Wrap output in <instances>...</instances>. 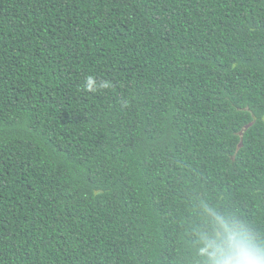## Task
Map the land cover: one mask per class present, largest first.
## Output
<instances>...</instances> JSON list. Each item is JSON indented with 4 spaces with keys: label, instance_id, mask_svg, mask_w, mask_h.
<instances>
[{
    "label": "trees",
    "instance_id": "obj_1",
    "mask_svg": "<svg viewBox=\"0 0 264 264\" xmlns=\"http://www.w3.org/2000/svg\"><path fill=\"white\" fill-rule=\"evenodd\" d=\"M264 238V0H0V264H205Z\"/></svg>",
    "mask_w": 264,
    "mask_h": 264
},
{
    "label": "clouds",
    "instance_id": "obj_2",
    "mask_svg": "<svg viewBox=\"0 0 264 264\" xmlns=\"http://www.w3.org/2000/svg\"><path fill=\"white\" fill-rule=\"evenodd\" d=\"M218 230L200 249L205 264H264V238L243 221L214 214Z\"/></svg>",
    "mask_w": 264,
    "mask_h": 264
}]
</instances>
